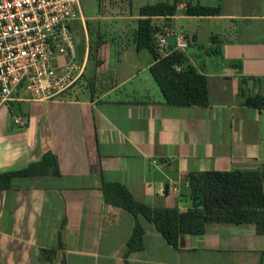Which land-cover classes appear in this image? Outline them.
<instances>
[{
    "label": "crops",
    "instance_id": "obj_1",
    "mask_svg": "<svg viewBox=\"0 0 264 264\" xmlns=\"http://www.w3.org/2000/svg\"><path fill=\"white\" fill-rule=\"evenodd\" d=\"M188 4L222 11L189 16ZM117 18V35L103 32L99 63L89 64L105 66L100 52L119 40L137 56L128 74L89 65L73 98L34 103L21 117L13 106L0 114V173L24 170L49 152L60 171L15 178L0 191V264H264V235L254 224L209 223L174 248L144 216L108 204L102 190L121 184L137 202L186 212L191 173L264 175V108L246 104L264 98V0H180L175 16L152 19L156 34L185 35L187 65L208 78L207 107L168 105L150 72L154 57L143 64L148 50L136 49L139 13ZM174 50L171 36L166 55ZM137 222L144 248L133 250Z\"/></svg>",
    "mask_w": 264,
    "mask_h": 264
},
{
    "label": "trees",
    "instance_id": "obj_2",
    "mask_svg": "<svg viewBox=\"0 0 264 264\" xmlns=\"http://www.w3.org/2000/svg\"><path fill=\"white\" fill-rule=\"evenodd\" d=\"M180 0L158 2L140 8L138 29L135 34L137 51L148 50L155 59L150 68L165 102L176 107H207L210 104L208 78L187 65L184 52L174 50L162 56L155 45L156 32L154 17H172L178 11ZM133 5V0H130ZM220 7H206L188 4L189 16H217ZM90 34L89 58L98 61L100 49L105 44V34L93 28L87 21ZM84 45V43H83ZM84 47V48H83ZM80 52L83 54L85 45ZM81 82V81H80ZM80 84V83H79ZM74 86L63 99L73 98L77 92ZM248 106L264 108V98L253 96L246 102ZM60 176L57 156L49 152L38 163L20 171L0 173V191L12 188L15 178L33 176ZM189 200L191 207L183 212L178 208H153L135 201L129 190L121 184L104 183L105 201L120 207L134 217L144 216L174 248H178L182 235L205 234L209 223L254 224L259 235H264V175L256 171H207L191 173L189 179ZM145 230L137 222L128 248H144Z\"/></svg>",
    "mask_w": 264,
    "mask_h": 264
},
{
    "label": "built area",
    "instance_id": "obj_3",
    "mask_svg": "<svg viewBox=\"0 0 264 264\" xmlns=\"http://www.w3.org/2000/svg\"><path fill=\"white\" fill-rule=\"evenodd\" d=\"M171 36L176 50L188 47L185 35L166 29L156 34L161 55L167 54ZM88 63L81 0H0V114L15 104L63 99L83 79Z\"/></svg>",
    "mask_w": 264,
    "mask_h": 264
},
{
    "label": "rangeland",
    "instance_id": "obj_4",
    "mask_svg": "<svg viewBox=\"0 0 264 264\" xmlns=\"http://www.w3.org/2000/svg\"><path fill=\"white\" fill-rule=\"evenodd\" d=\"M157 1H166V0H149L148 2H143L142 0H135L133 5L130 4V0H81V5L83 9V15L86 19V24L87 21H91V25L93 26V28L96 29V31L97 29H99V31L101 32L107 30L109 32L108 36L110 34L115 38V35H117L118 33L119 26L122 23V19L121 18L118 19L117 17H122L126 14H129V11H131L133 8L137 10V13H139L140 7L143 6L145 3L154 4ZM124 29H126V27ZM132 35H133L132 30L130 29L129 37L131 38ZM79 37H81V49H83L84 41H83L82 30L79 33ZM89 38H90V34H89ZM100 54L106 58L107 63L105 64V66H100L99 64H95V63L89 64L90 63L89 62L88 68L90 65V69L92 71L97 69L95 73L111 70L117 75L118 78L121 77L120 74L124 71L127 74L129 73V71H126V67L128 66V63H130L128 62L129 59L132 62L133 61L138 62L137 56L132 55L133 54L132 51L128 50L126 44L123 45L119 40H114V43L112 45L110 44L108 47L103 48ZM151 57L152 55L148 51H143L142 55L140 56L141 62L145 64L147 58H151ZM92 71L90 73H93ZM136 82L137 83L140 82V79L135 80V83ZM33 105L34 103L15 104L13 106L14 117H21L26 115L29 109Z\"/></svg>",
    "mask_w": 264,
    "mask_h": 264
}]
</instances>
